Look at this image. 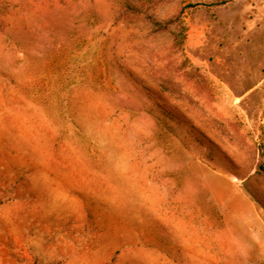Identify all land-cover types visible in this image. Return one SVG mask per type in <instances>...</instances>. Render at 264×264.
I'll list each match as a JSON object with an SVG mask.
<instances>
[{"label":"rangeland","instance_id":"obj_1","mask_svg":"<svg viewBox=\"0 0 264 264\" xmlns=\"http://www.w3.org/2000/svg\"><path fill=\"white\" fill-rule=\"evenodd\" d=\"M263 120L264 0H0V264H264Z\"/></svg>","mask_w":264,"mask_h":264},{"label":"crops","instance_id":"obj_2","mask_svg":"<svg viewBox=\"0 0 264 264\" xmlns=\"http://www.w3.org/2000/svg\"><path fill=\"white\" fill-rule=\"evenodd\" d=\"M213 176H216V173ZM216 177L223 183L221 186L225 191V195H227L225 200L231 202L228 205L223 203L221 208L224 210H229L230 208L235 211V213H238L237 219L241 227L239 232L245 235L246 240L260 243V238H258L260 232L256 230L254 226L250 225V223H254V220L258 217L255 205L249 199L248 195L243 192L230 177L219 174H217ZM261 228L264 229L263 226Z\"/></svg>","mask_w":264,"mask_h":264},{"label":"trees","instance_id":"obj_3","mask_svg":"<svg viewBox=\"0 0 264 264\" xmlns=\"http://www.w3.org/2000/svg\"><path fill=\"white\" fill-rule=\"evenodd\" d=\"M175 18H178V17H175ZM259 168L264 169V162H263V163L261 162V163L259 164Z\"/></svg>","mask_w":264,"mask_h":264},{"label":"water","instance_id":"obj_4","mask_svg":"<svg viewBox=\"0 0 264 264\" xmlns=\"http://www.w3.org/2000/svg\"><path fill=\"white\" fill-rule=\"evenodd\" d=\"M263 125H264V120H263ZM263 162H264V157H263Z\"/></svg>","mask_w":264,"mask_h":264}]
</instances>
